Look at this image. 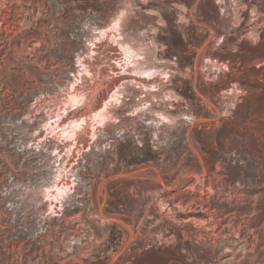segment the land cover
<instances>
[{"label": "rangeland", "instance_id": "rangeland-1", "mask_svg": "<svg viewBox=\"0 0 264 264\" xmlns=\"http://www.w3.org/2000/svg\"><path fill=\"white\" fill-rule=\"evenodd\" d=\"M126 1L131 29L152 37L171 72L154 82L176 97L167 110L183 125L161 143L150 121L137 134L107 129L102 147L79 133L81 194L42 216L32 192L50 183L52 147H65L43 131L36 140L24 118L64 108L72 81L84 103L67 117H88L121 84L118 48L104 39L87 53L86 35ZM144 4L0 0V21L19 12L0 35V264H264V0Z\"/></svg>", "mask_w": 264, "mask_h": 264}, {"label": "bare ground", "instance_id": "bare-ground-1", "mask_svg": "<svg viewBox=\"0 0 264 264\" xmlns=\"http://www.w3.org/2000/svg\"><path fill=\"white\" fill-rule=\"evenodd\" d=\"M133 1L138 5L145 3V0ZM116 6L114 13L109 17L106 26L98 31L92 29L88 30L86 35V47L87 53H94V48L96 47L95 41L101 42V40L105 39L110 40L111 44L118 48L123 57V65L120 64L124 69L121 84H116L112 93L104 99L100 106L88 117L84 116L79 119H75V117L68 119L67 117L69 113L77 110L78 107H81V104L84 103V96L77 91L74 86L75 81H72L69 84L71 92L67 93L68 98L64 108H58L55 114L51 117L48 115V112H46V116L37 123L34 122L33 116H30V112L27 113V116L24 118L26 121L24 123H27V126L30 124L32 126L37 125L31 129L29 126L28 132L33 133L38 129H41L39 133L36 134V140H41V131H43V133H45V138L47 136V138L51 139L53 144L57 142L65 147L63 154L61 153L62 155L57 153L55 156L52 155H54L56 148L54 146L52 147L48 157L49 162L54 160V165L51 168L49 167L50 170L53 169V172L49 174V176H51L49 177L50 183L43 184L40 189L32 192V197H34V201L38 206L37 211L41 212L40 215L42 216H59L57 213L61 211L63 201L67 198L69 199V196L72 193L74 194L79 190V185L84 181L83 179H80L81 174L77 171V168L80 167L79 158L84 156L83 153L85 148L84 146L82 148L74 146L79 135L78 133L87 129L86 134L89 140H91L96 146L102 147L109 145V143L105 144L100 141V137L106 134L107 129L113 127L112 129L118 130V133L132 130L137 134V129H139L137 126H139V123H141V121H150L151 123L147 127L153 132L156 141L161 143L162 136H164V138L168 137V133L173 127L176 125H183L182 120L176 121L171 111L167 110V106H170L171 108H179L178 104L174 103L176 97H174L171 92L160 90V85H156L154 82L158 77H164L166 79L171 78V72L165 68V66L161 65V61L156 57L157 47L154 44L155 42L151 39L152 37L146 38V33L144 34V32L141 31L135 32L131 29L130 2H119ZM15 9H13V11ZM16 13L17 10H15L12 21H9L8 17H6V20L0 21V35L5 34L3 36L7 37L6 31L15 27V24L18 22L16 20ZM178 29H180V26ZM152 30H149V32ZM9 33H11V31H9ZM249 38L251 41L256 40L255 35L252 33H250ZM2 50L3 48L1 51ZM216 66L221 70L222 65L217 62ZM78 69H81L78 71L79 75H90L86 70L84 61L78 60ZM233 87L236 89L235 85H233ZM133 92L137 94L136 97L138 98V103L130 107L125 103V100L128 95H131ZM166 100H170L171 103H166ZM37 106H35L34 109H36ZM35 111H38V108ZM66 118L68 121L66 120V122H64ZM126 120L130 121L131 124L129 123L127 125L125 123ZM27 126H25L26 129H28ZM139 141L140 143L144 142L143 139H139ZM39 144L37 146L38 148H40ZM155 145L158 146V143H153V146ZM142 147L144 148V144H142ZM75 151L77 152V155L74 157L77 158L73 161L76 163L73 164L72 162L69 167L66 165L67 168L64 165V162L71 158ZM58 158L59 160H57ZM64 177L69 178L71 181L67 183L61 182L62 184L59 183V179H64ZM77 194L81 193L77 191Z\"/></svg>", "mask_w": 264, "mask_h": 264}, {"label": "built area", "instance_id": "built-area-1", "mask_svg": "<svg viewBox=\"0 0 264 264\" xmlns=\"http://www.w3.org/2000/svg\"><path fill=\"white\" fill-rule=\"evenodd\" d=\"M81 78H82V77H80L78 80H76V82L79 81V85L82 83V79H81ZM81 105H82V104H81ZM79 107H80V106H79ZM79 107H78V108H79ZM59 108H62V107H59ZM76 108H77V107H76ZM79 118H82V117H76L75 119H79ZM80 133H81V132H80ZM78 134H79V133H78ZM64 167H65V166H64ZM62 179H63V178L59 179L58 182L61 183V180H62Z\"/></svg>", "mask_w": 264, "mask_h": 264}]
</instances>
